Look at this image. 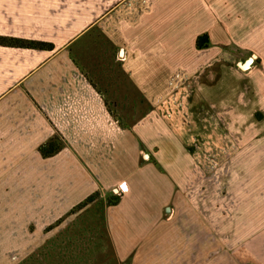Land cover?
I'll return each mask as SVG.
<instances>
[{
	"label": "crops",
	"instance_id": "obj_1",
	"mask_svg": "<svg viewBox=\"0 0 264 264\" xmlns=\"http://www.w3.org/2000/svg\"><path fill=\"white\" fill-rule=\"evenodd\" d=\"M0 36L53 45H0V161L38 153L50 119L123 189L106 219L117 259L264 264V0H0ZM60 154L71 206L96 184Z\"/></svg>",
	"mask_w": 264,
	"mask_h": 264
},
{
	"label": "rangeland",
	"instance_id": "obj_2",
	"mask_svg": "<svg viewBox=\"0 0 264 264\" xmlns=\"http://www.w3.org/2000/svg\"><path fill=\"white\" fill-rule=\"evenodd\" d=\"M47 120L52 126L51 137L60 140L62 148L70 150L75 162L87 171L96 184L84 198L95 192L98 195L79 209L73 207L84 198L68 206V191L73 192L76 187L68 184V178L64 177L62 154L56 157L54 154V157L49 156L45 160L35 151V146H29L28 159L0 161V195H16L20 199L22 194L25 205L21 210L9 208L10 203L0 201V220H14L7 225L0 223V228L5 227L8 233L22 232L23 235L17 238L9 235L6 241L0 240V254L4 255H0V263L4 260L5 264H17L19 255L14 256L22 251L29 255L22 257L23 264H130V257L117 259L106 223L108 207L117 204H109L108 200L119 197L120 201L123 189L98 181L95 171L87 165V162L91 163V158L86 160L76 146L66 143L63 133L54 126L52 120ZM90 147L87 145V150ZM98 148L101 150L104 146ZM31 191L37 192L38 208H29L30 195L33 196ZM219 199H222L221 193H216V200Z\"/></svg>",
	"mask_w": 264,
	"mask_h": 264
},
{
	"label": "trees",
	"instance_id": "obj_3",
	"mask_svg": "<svg viewBox=\"0 0 264 264\" xmlns=\"http://www.w3.org/2000/svg\"><path fill=\"white\" fill-rule=\"evenodd\" d=\"M0 45L3 46H12V47H22V48H36V49H52L53 45L48 42L36 41V40H28L23 38L16 37H7L0 36ZM195 45L197 48L201 49L207 47L209 45L208 36L206 33L200 34L196 37ZM62 148V143L56 137H51L46 142L40 144L38 146V151L40 152L42 157H49L56 154ZM98 193L95 192L86 198H84L81 202L73 207V209H79L86 204L90 203L97 197ZM109 204H116L119 201V197L111 198L108 200Z\"/></svg>",
	"mask_w": 264,
	"mask_h": 264
},
{
	"label": "water",
	"instance_id": "obj_4",
	"mask_svg": "<svg viewBox=\"0 0 264 264\" xmlns=\"http://www.w3.org/2000/svg\"><path fill=\"white\" fill-rule=\"evenodd\" d=\"M249 64V59H247L246 61H243V62H239L238 63V65L240 66V67H246L247 65ZM167 209H169V208H167Z\"/></svg>",
	"mask_w": 264,
	"mask_h": 264
},
{
	"label": "built area",
	"instance_id": "obj_5",
	"mask_svg": "<svg viewBox=\"0 0 264 264\" xmlns=\"http://www.w3.org/2000/svg\"><path fill=\"white\" fill-rule=\"evenodd\" d=\"M119 58H120V60H125L126 55L125 54H122V55L119 56Z\"/></svg>",
	"mask_w": 264,
	"mask_h": 264
}]
</instances>
